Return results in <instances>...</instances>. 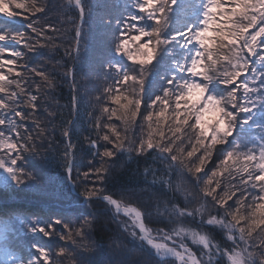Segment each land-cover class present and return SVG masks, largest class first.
Returning a JSON list of instances; mask_svg holds the SVG:
<instances>
[{
	"label": "snow or ice",
	"instance_id": "6c2138e0",
	"mask_svg": "<svg viewBox=\"0 0 264 264\" xmlns=\"http://www.w3.org/2000/svg\"><path fill=\"white\" fill-rule=\"evenodd\" d=\"M63 7L61 23H67L70 27L66 31L72 33L66 47L64 32L48 22L46 2L0 0V150L4 152L0 155V172L18 186L34 181L19 163L23 153L36 154L35 138L23 121L32 119L38 129L37 138L44 139L49 131L55 132L57 111L44 107L51 129L41 126L34 115L42 88L57 87L52 74L55 68L64 69L60 75L70 81V115L79 109L76 73L65 58L73 60L80 51L87 8L85 0H67ZM177 8L186 14L194 12L195 19L189 15L183 27L175 28L171 15ZM17 16L27 22V32L12 28ZM109 22L115 24L116 31L110 38L113 60L104 66L111 83L103 91L115 107L101 108L107 117L105 122L99 116L93 120L92 112H87L88 126L94 130L95 138L84 137L92 158H99V166L89 160L87 170L73 177L78 145L73 139L72 120L61 121L59 138H49V147L55 143L60 150L68 180L75 188L83 185L80 195L85 202L103 201L120 230L151 250L154 264H264V0H127L126 13ZM57 39L61 43H55ZM61 47L63 57L54 62L53 69H45L43 64L29 65L25 59L27 53L39 49L55 52ZM125 59L129 63H123ZM165 64L167 68L160 75L163 83L157 92L149 93V75ZM25 73H34L40 82ZM33 86L36 94L30 91ZM145 95L150 102L144 100ZM22 97L26 98L22 101ZM21 103L30 111L25 113ZM138 116L142 117L141 128L147 125V136L141 135L137 143L132 133ZM114 120L120 121V126ZM165 127L171 135L165 133ZM238 128L240 132L234 138ZM185 140L190 148L185 147ZM224 145L230 150L214 165L217 170L205 173L207 179L201 187L203 177L198 174L213 159L214 151L219 159L224 153L219 146ZM149 150H153L152 158L164 165V171L146 167V181L151 176V184L171 190L172 173L182 178L186 171L202 198L210 197L223 215L219 219V213L210 215L205 220L201 208L187 207L193 194L185 191V206L165 204L160 213L175 226L165 224L153 230L147 226L145 212L139 206L106 193L104 184L111 174L113 158L122 152L144 155ZM223 173H227L225 180L218 178ZM88 181L93 186L89 187ZM181 190L182 184L178 183L176 191ZM237 192L240 196L234 200L235 211H231L232 205L227 202ZM189 218L197 225L218 226L225 231L228 243L213 242L197 227L185 226ZM17 220L28 233L46 238L56 234L73 244L77 243L75 237L83 240L92 228L88 217L73 230L60 218L50 222L38 218L28 223L6 215L0 233V264H50V250L35 242L31 245L34 252L25 262L22 247L12 239ZM56 225H61L64 232L58 231ZM189 242L198 251H193ZM59 251L64 254L66 249L61 247Z\"/></svg>",
	"mask_w": 264,
	"mask_h": 264
},
{
	"label": "trees",
	"instance_id": "16d2710c",
	"mask_svg": "<svg viewBox=\"0 0 264 264\" xmlns=\"http://www.w3.org/2000/svg\"><path fill=\"white\" fill-rule=\"evenodd\" d=\"M40 2H46L48 5V12L46 13L48 22L64 32L63 46L66 47L72 38V33L66 31L70 26L67 23H61L63 19L62 12L65 11L63 6L66 5L67 0H40ZM85 6L87 12L83 24L84 35L80 51L73 60L65 58V63L72 65L76 73L77 84L80 88L79 109L75 114L70 115V81H66L61 77L60 73L64 69L55 68L52 74L56 77L57 87L55 90L42 88V92L38 96V107L34 113L41 126L51 129L52 124L48 123L49 118L44 107L46 105L57 111L58 115L53 122L56 125L55 132L49 131L48 137L44 139L37 138L38 129H36L32 119L23 121L27 126L28 133L35 138L36 154L32 152L23 153V159L19 163L33 175L34 181L18 186L3 172H0V233L4 230L3 221L6 215L21 218L28 223L38 218L41 222H50L54 218H60L64 223L72 226L73 230L80 226L85 217H88L92 222V228L87 230V236L83 240L75 237L76 244L67 240L62 241L56 234L46 238L39 233L35 235L28 233L26 227L21 225L19 220L15 222V233L12 239L22 247L25 262L30 254L34 252L31 245L35 242L50 250V264H130L132 261L137 262V264H154L155 257L151 250L146 246L141 247L139 241L130 240V236L120 230L119 223L113 219V212L103 201L85 202L80 195V192L83 191V185L75 188L72 184L73 191H71L60 150L56 148L55 143H53L52 148L49 147V138L52 135L57 138L60 137L61 121L70 119L73 122V139L78 145L73 177H76L78 171L87 170L89 160L99 166V158H92L91 150L84 141V137L94 133V130L88 126L87 112H92L93 120L99 116L101 121L105 122L107 117L102 114L101 108L104 106L115 107L107 100L103 91L111 83V76L105 74L104 66L113 60L110 38L116 31L115 24L109 21H115L126 13L127 0H85ZM189 15L195 19L194 12L186 14L184 10L177 8L171 15V23L175 28H181L187 22ZM13 19L12 28L18 31H28L26 28L27 22L21 16ZM51 34L56 35V33ZM55 43H61L60 39H57ZM5 46L20 47L18 45ZM21 50L26 52L24 49ZM61 57H63V47L55 52L39 49L37 52L27 53L25 59L29 65L43 64L45 69H53L54 62L61 59ZM116 59H119V57ZM21 63H24V61H21ZM123 63L127 64L129 62L125 59ZM164 68H167L166 64L149 75L146 81V89L149 93L157 92L159 85L163 83L160 80V75H162ZM25 74L40 82V78L36 77L34 73ZM30 91L36 94L34 86ZM45 92L47 95H44ZM97 96L101 97L99 101L96 100ZM25 98L22 97V101ZM144 100L150 102V97L145 95ZM66 104H69V107H62ZM144 106L142 102L141 108L143 109ZM20 107L23 108L25 113L30 111L23 103ZM15 119L19 120L18 117ZM113 122L120 126V121L114 120ZM141 123L142 117L138 116L132 133L137 143L141 135L145 138L147 136V125L145 123L144 127L141 128ZM164 131L167 135H171L167 127L164 128ZM239 132L240 129L238 128L233 133V137L235 138ZM93 138H95L94 135ZM99 147L102 151L103 145L101 144ZM108 147H111V145H108ZM185 147L190 148L187 140H185ZM219 147L224 148V153H221L219 159H217V154L214 151L213 159L198 174L203 177L200 182L201 187L203 181L207 179L205 173L210 175L213 170H217L214 165L218 164L223 159V155L230 150L227 145ZM152 153L153 150H149V153L144 155H137L135 152L118 153L117 157L113 158L114 165L110 170L111 174L107 183L104 184L106 193L114 194V198H122L125 202L131 201L133 206H139L145 212L147 226L153 230L164 227L165 224H168L169 228L175 226L160 213L163 211L165 204L170 205L175 202L181 207L185 206V191L193 194L188 198L187 207L190 209L201 208L205 220L210 218V215L219 213L220 215H217L218 219L223 215V210L219 209L218 205H214L210 197L202 198V193L199 192L198 188L193 187L192 178L186 171L183 173L182 178L176 172L172 173L171 190L160 184H151V176L146 181L143 176L146 167L158 169L161 173L164 171V165L158 159L154 160ZM3 154V150H0V155ZM226 176L227 173H223L218 178L225 180ZM87 183L89 187L93 186L92 181ZM178 183L182 184V190L179 192L176 191ZM217 191H221V189H217ZM239 196L240 193L237 192L236 197L227 202L232 205L231 211H235L234 200ZM247 199L250 201V197H247ZM185 226L197 227L198 230L209 235L213 242L228 243L225 231L218 226H209L206 223L197 225L190 218L185 221ZM55 227L58 231L64 232L61 225ZM253 238L258 242L259 238L255 234ZM189 245L193 251H198L195 245H191L190 242ZM61 247L66 249L64 254H60ZM0 259H3L2 250H0Z\"/></svg>",
	"mask_w": 264,
	"mask_h": 264
},
{
	"label": "water",
	"instance_id": "95a60500",
	"mask_svg": "<svg viewBox=\"0 0 264 264\" xmlns=\"http://www.w3.org/2000/svg\"><path fill=\"white\" fill-rule=\"evenodd\" d=\"M68 183H69V186H70L71 191H73V186H72L71 181L68 180Z\"/></svg>",
	"mask_w": 264,
	"mask_h": 264
},
{
	"label": "rangeland",
	"instance_id": "374dc122",
	"mask_svg": "<svg viewBox=\"0 0 264 264\" xmlns=\"http://www.w3.org/2000/svg\"><path fill=\"white\" fill-rule=\"evenodd\" d=\"M132 238L130 237V240H131Z\"/></svg>",
	"mask_w": 264,
	"mask_h": 264
}]
</instances>
